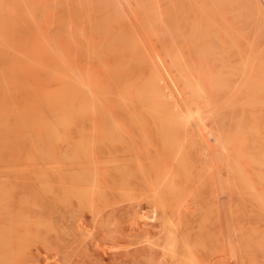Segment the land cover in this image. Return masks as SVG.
<instances>
[{
    "label": "bare ground",
    "instance_id": "obj_1",
    "mask_svg": "<svg viewBox=\"0 0 264 264\" xmlns=\"http://www.w3.org/2000/svg\"><path fill=\"white\" fill-rule=\"evenodd\" d=\"M122 1L123 0H121V2ZM151 1L147 0L145 2V5H141V6L140 4L144 2L141 3L136 1V3L137 2L139 3V7H137L136 3L134 5L137 9V12H139L140 14V20L139 18L138 20L142 22L141 26L143 27V31L141 32H145L147 36L150 38V39L148 38L150 40L149 43H152V45L155 47L152 48L157 53V55L155 54L156 57H154L153 56L154 53L150 51L151 50L149 47L150 44L147 42L149 40L145 39L146 37H143V34H141V32L138 29L140 27L135 26L137 22L134 20V22H136L134 24V22L132 21L133 18L131 19L130 15H128L123 10V8L121 7V2H119V0H108V2L107 0H104V2L102 1V3L109 4V6L107 4L105 5L106 9L104 8V11H106L108 7H111L112 9L111 13L107 14L109 15L107 19L104 18L100 13L103 12V9L100 10L98 6L97 9L95 8V5L99 1H97V3L95 4L94 0H76L75 2L73 0H0V20H4V19L7 20L9 18H13L15 16L14 13L17 11L19 17H17V19L15 20L19 30L23 27V25H25V30L23 32L19 31L17 35L16 47H15V62L13 65L14 73L12 76L13 84H14V89H13L14 98H12L13 105L9 109H7L6 115L1 117L0 126L4 127L5 129L13 128L21 131H28V133L29 132L32 133L33 148L36 151L35 156L38 159L41 160L43 159V161H45L46 163L44 165L45 168L43 167V170H40V167L39 168L37 167L36 169H38L37 171L40 170L39 172H37V180L43 182V186L41 187L47 193L48 203L52 198V196H54L55 199L60 201L61 203L64 201L65 196H66L65 198L71 196V195L69 196L66 195V193L68 194V192L65 191L68 190L66 189L68 187V184L67 183L65 184L64 181L67 180L68 178H69L68 180H70L69 184L70 185L73 184L74 186L72 188H75L76 186V188L80 187L77 190L79 189L84 190L85 188L81 189L82 186L81 184H83L88 190V191L86 190L87 191L86 193L87 194L89 192L91 194L93 193L94 195L92 194L91 196L92 197L94 196L96 199H99L100 201V200H105V196H107V193L110 192L111 183L119 179L121 181V184L122 182L126 183L125 181H122L123 177L125 179H129L131 178L130 176H133V172L130 173L131 171H129V162H130L129 155H131L129 154L130 152L129 150L132 149V147H130L129 149V145L133 146L134 149H135L134 147L135 145L138 147L137 143L136 142L134 143L133 141L139 138L134 135L135 137L134 139L133 136L129 134L130 133L129 117L131 116V120L134 123L133 117L136 120L137 118L135 117L136 114L139 115V117L141 116V117L151 118L152 120L151 122L154 123V126L156 125L157 128H159L158 133L156 128V133H157L156 137L160 138L161 143L162 140L165 142L161 144L163 145L162 149H164V152H169V151L163 147L167 146L169 148L170 145L169 148L170 150L171 147H176L178 145L177 144L178 135L176 133H178L179 131V135H180V131H183L185 136V138L183 136L184 141L186 138L189 139V141L186 140L185 142L187 143L190 142L191 150L194 153V157L197 160V163L200 165V167L203 170L205 169V172H202L203 171L202 169H199V171L197 170V172H199L198 174H200L201 172L204 173L205 174L204 176H206L205 178L208 181L210 187L213 188L215 183L214 176L216 175V173L214 174L213 172L211 173L212 168L208 169L209 168L208 166L210 164H206L205 158L206 156H208L206 155L208 149L206 144H204V142L206 141L204 142L202 141L206 147H203L201 143V139L203 140L205 136L200 139L198 133L196 132L198 126L195 128V125H193V122H191L193 120L190 119V116H192L193 113L190 116L189 114H187L188 113L187 111L190 109V107H188L186 104L184 105L183 102V105L185 106L184 107L182 103H180L181 101L180 100L178 101L177 99L178 96L176 92H174V88L172 89L173 87L171 86L172 84L166 87L160 85L159 80L161 79V75L159 76V73L162 70L161 68L162 64L159 65L160 62H158L157 60L158 53L160 55L159 57H161V59L164 61L163 63L165 67L169 70L168 71L170 72L169 75H171L172 73L175 75V76L174 75L171 76H174L173 78L177 79L178 84L180 85L178 87L180 89L183 90L187 89L193 83L198 84V87L196 88V92L199 93L197 94L194 92L193 95H191L192 98H190L189 96L191 101L188 98L187 99L188 101L194 104L193 105L192 103L189 102L190 105L195 106L194 108L196 110L194 111L193 107L191 106L192 110L194 112H197L196 114H198L197 116H199L200 119H203L202 121H198V118H196L198 122L204 121L203 123H205L206 121H208V119H211L210 121L212 125V131L208 132L210 131L208 127L205 129H207L208 134L212 133L211 137L212 136L214 137L215 135L217 139L212 138V140L213 139L217 140L218 144L216 145L215 143L216 141H215L214 142L215 147H214L212 145L214 143H212L211 141V144L209 145H212L215 149L216 146H218L217 147L218 149L220 147L219 151L223 152L222 154L223 156L225 154H228L229 158H227L225 155L226 157L225 161L228 159L227 163H230L229 164L230 167L226 163L225 166L227 165L229 169L230 168L232 169H230L231 172H228L230 174H227L226 172L224 173H226L229 176L232 175L231 177H233L232 178L233 185L232 187H230L231 190L232 188L235 187L234 182H237L238 179H241V181L244 179L242 181L243 183L247 178L246 181L248 182L249 180L248 178H250L249 176L252 173V170H255V165L256 166H261L262 164L264 165V163H261V161H259L261 165H257V163H259L257 158L260 157L259 158L260 160L264 155L256 157L252 152H247V149L245 147L247 140L250 137L254 136L255 134L256 136H258L257 133L259 131L257 128L258 126L257 122L255 120H251L254 114L252 116L250 114L251 119L249 118L245 119L243 113L244 106H242L243 104L241 102L243 100L241 99V96H244V100L246 99L247 102H245L246 101L245 100L243 103L244 104L247 103V106L250 107L248 108V110H254V111H256V106L259 104L257 98L259 91V80H258V72H257L258 65H257V41H256V36L258 33V7H259L258 0H189V2L187 3L184 9L176 8L177 6H175V4H177V2L174 3L175 8H169L171 7V5L169 6L167 5L168 6V7L166 6L167 8L161 7L163 1L160 2L161 6H159L157 2L153 5H146V3L148 4ZM38 6L44 7V12L42 11L43 13L40 15L37 12ZM54 17H57L59 20L66 19L69 22H71L72 28L70 27L69 28L72 29V32L68 33L67 36L64 35L63 33H60L58 36L51 37L49 26H50V20L53 19ZM61 25H59V27ZM136 25L139 24L137 23ZM54 29L55 27L51 31L54 32ZM58 30L60 31V29H57L56 31ZM62 31L64 32V30ZM137 34H139V37H137ZM176 90L177 88L175 89V91ZM193 90L195 89H192V91ZM191 92H184V93H191ZM233 94L235 95L240 94V100L238 99L234 101L233 98L235 95ZM248 101L250 102L249 104ZM183 107L185 109L188 107L187 108L188 110L186 109L187 113L185 112V109H183ZM193 111L190 110L189 113L191 114V112ZM257 115L258 114H256V116ZM142 119L143 121L145 120L144 121L145 123L144 122L143 123L147 124L146 119L145 118ZM138 121H139L138 122L139 125L140 122L141 124H143L142 121H140V119ZM227 122H230L232 124L231 129H227L226 127ZM134 124L138 125L136 121ZM142 126L143 125H141V127ZM167 126L173 128L172 131L176 130V133H174L176 134L175 137H177L175 138L177 140L176 142L174 141L175 139H172L171 133L173 132H169L168 131L169 128L166 129V132L164 131L165 128H167ZM142 128H143L142 131L144 132L145 131L144 128L146 127L143 126ZM142 131L138 133L141 134V138L145 137L144 138L145 140L142 139V141H145L144 142L145 144L148 143L149 146L148 145L146 146L143 142L141 145L142 146L145 145L146 147H148L147 149L153 148L150 147L151 146L150 142L146 140L147 139L146 131L145 133H143ZM142 134H145L143 135L144 137H142ZM158 134L159 136H157ZM147 137H149V135ZM211 137H208V139ZM129 138L130 141L133 139V141L131 142L135 145L129 144ZM208 139L206 137L205 140L208 141ZM180 140L179 142H181L182 144V142L184 141H180ZM263 141L264 140H262V142ZM174 142H175V146H172ZM208 143H210V141ZM212 146L210 147L212 148ZM64 147H66L65 151L63 150ZM147 149L144 150L148 153H151L147 151ZM172 149L173 150L170 151L171 153L174 151V148ZM215 149L213 151L217 152L218 150ZM139 150L140 151L138 152L137 149V153L139 154L143 153L141 152V148ZM151 150H154L153 152L157 153V148H153ZM181 150H183V148L180 149V151L175 150L174 152L175 154H177L178 153L177 151L181 152ZM225 150L227 153H225ZM187 151H190V149ZM187 151L186 153L188 154ZM186 153H184L186 156L183 155L182 152L180 153L181 155L184 156L185 160L186 158H189ZM214 155H216V153H214ZM149 156L150 154H148V156L146 155V157L150 160ZM157 156L159 155L157 154ZM157 156L154 154L153 157H157ZM177 156L175 155L172 156V158L174 157V159L177 158L179 160V161L175 160L176 162H180V160L181 161L183 160L182 159L183 157L180 159ZM146 157L139 155V159L140 158L142 159V160L140 159V162L142 163V161H144L143 159ZM162 157L164 159L168 158L167 155L166 157L162 155L161 157L156 158L158 159L157 161L154 160L156 161V165H154L152 159L150 160V162L152 163L151 165H154L155 168L156 166H159L157 164L161 165V161L159 163L158 161L159 159L161 160ZM131 159L133 158L131 157ZM134 159H137V157L136 158L134 157ZM139 159L138 161L135 160V162L136 163L139 162ZM164 159L162 161H164ZM185 160H183V162H185ZM131 161L132 163L130 162V164H134V160ZM188 161H186L188 162L187 165H185L186 167L189 166V163H191L192 160L190 159ZM150 162H147V159H145L143 164L145 163L149 164ZM165 162H163L164 166H165ZM141 163L140 165H142ZM192 164L193 163H191V166H189L188 168H184L185 167L184 165H182L184 166L183 168L179 164L177 165L178 168L180 166L181 169L183 170L188 169L187 171L184 170L183 174L184 172L185 174L188 173L187 175L189 181L192 177V176L189 177L190 175H192V172L191 171H190L191 173L189 172V168L193 166ZM151 165L149 164V166ZM240 165H243V168L240 167ZM143 167L145 169L146 165ZM154 167L153 169H155ZM214 167L216 168L217 166ZM221 167L223 168L222 165ZM151 168L152 166L148 167L149 173L151 172ZM157 168L160 169V170L158 169L160 172L161 168L160 167ZM157 168L154 170L156 172H153V169L152 172L157 174L162 173L164 177H165L164 174L167 173L168 175L169 173L171 174V172L174 171V167H172L173 168L172 171H171L172 168L169 169L170 167H167L165 169H168L170 172L167 171L166 173L164 172L159 173L157 171ZM148 169L146 168L145 170L147 171ZM165 169L164 171H166ZM241 169H243V171ZM14 171H16V168L14 169ZM17 171H19V169ZM140 171L138 169L136 172L139 173ZM146 171H144L143 174L139 173L140 176L144 175ZM220 172L219 174H221ZM173 173L174 174L171 175H174L176 177L174 179V177L170 176L169 174L170 177L168 178H170L169 179L170 181H167L168 182L167 185H171L170 182L172 178L175 181L177 180L176 179L177 170L176 173L175 172ZM147 174L148 173H146V177L144 178L145 181L143 180L144 182H146L148 176ZM185 174L184 176H186ZM242 174H245L246 178L244 177L245 175ZM151 175L152 173L150 174V178ZM200 175L198 176V178L196 176V178L199 179ZM156 176L157 175H155L154 177L156 178ZM257 176L260 178V179L257 178V180L259 179L260 182H262V178L259 176V173L255 177ZM157 177L159 180V182L157 181V183L159 184L161 182L158 187L161 188L160 186L163 182L162 181L163 178H160L159 176ZM221 177H223V175H221ZM226 177L229 178L228 176ZM182 178L183 177L178 179H180L181 181ZM186 178L187 176L185 177V179ZM77 179L80 180L78 181L79 183L81 182V184H78L77 183L78 181L76 182ZM164 179L166 181V178ZM224 179H225V175L223 177V184L225 183L227 184L228 182L225 181L226 180L228 181L229 179H225V181ZM150 180L152 179H147V181L149 182ZM200 180H202L201 177L197 182L198 184L199 182H201ZM173 181L172 184H174ZM202 182H201L202 184L201 183L200 184L204 187L205 185L204 181ZM245 182H244V186L247 185L246 186L247 188L249 189L251 188L250 189L251 193L254 192L253 189L254 186L253 185H252L253 187L248 186L253 183L248 182L247 184ZM62 183L65 185H62ZM153 183L156 184V181L155 182L153 181ZM166 183L164 184L166 185ZM127 184H129V182ZM127 184H125L123 187L127 186ZM158 184L153 185V187L158 189V187H156ZM230 184L231 183L229 182L228 185L230 186ZM196 185L192 192H194V190L197 189ZM145 186L149 187V184L148 186L147 184H145ZM177 186L179 188L180 185ZM186 187L187 186L182 187L185 195L189 194L187 192L191 191L190 190L185 192L184 188ZM68 188H70L71 191L73 190L72 192H75V190L72 189L71 186ZM120 188L122 189V185L120 186ZM151 188H149V190ZM163 188L165 189L166 187L164 186ZM127 189L129 188H125V192ZM167 189H169V187L166 188V190ZM200 189L203 190L201 186L199 190ZM226 189L224 188L225 190L224 193L226 192L227 194ZM131 190L134 191L135 188L132 187ZM177 190L178 189H176V191ZM199 190H195L196 191L194 192L195 194L192 193L193 195L192 198L190 199H194L193 196L194 195L196 196L197 191L199 193ZM63 191L65 192L62 195ZM72 192L71 194H73ZM128 192L126 193L127 196L131 193V191L129 192V194ZM165 192L163 191L162 193ZM173 192L176 193L175 191ZM173 192H171L170 190V193L169 191L165 193V195L171 194L169 198L167 196V199H164L165 204L166 202L169 204L170 201L174 199L175 196H173L174 195ZM79 193H81V191ZM79 193L77 194V197H79L78 199H80L81 198L80 196L83 195L82 193L79 195ZM152 193L154 194V192ZM184 193L176 195L175 197L176 200L174 199V201L178 200L177 196L182 198V195L184 196V198L189 199V197L187 196L185 197ZM95 194L96 196L99 195V197H96ZM176 194H178V192ZM126 195L124 196V198H127ZM201 195L203 194L201 193ZM252 195L253 194H251L250 196ZM262 195L258 194V196L261 197L259 198L258 201L257 200L254 201V203L258 202L260 207L264 206L262 205L264 204V200H263L264 195L263 198ZM111 196H113V194ZM210 196L212 198L213 194H211ZM258 196L254 198H258ZM92 197H91V201L89 202L91 204L93 203ZM101 197L102 199H100ZM203 197L205 198L204 195ZM215 197L218 199L216 195ZM226 197H228V194ZM203 199L202 196H200L199 201L200 200L202 201ZM217 199H214L213 204L215 203L216 206L215 208H217L216 214L219 213L221 214V212H219L221 208L219 206L220 204H218V201H215ZM152 200L154 201L153 197ZM181 200L183 201V199ZM196 200H194L195 204L198 201ZM206 200L207 199H205L204 202L205 204H207L206 206H208L209 204L207 203ZM220 200L223 201V199ZM87 201L84 200V203H86ZM99 201L98 203L102 202ZM116 201L117 200H115L113 203H115ZM128 201L130 200L129 199L127 200L126 203L127 205H128ZM139 201H141V199ZM190 201L191 200H188V203H191L193 200L191 202ZM210 201L212 200L210 199ZM226 201L229 200L227 199ZM259 201H261L262 203ZM171 202L174 203L173 201ZM139 203L141 202H138V204L136 203L137 206L140 205ZM186 203L187 202L185 203L181 202L182 206L187 205ZM63 204H67L66 201ZM147 204L148 203L146 202L145 203L146 207ZM179 204L176 203V205L180 206ZM113 205L111 207H113ZM121 205L123 206V203ZM150 205L148 206L150 211L147 212L148 215L149 213L151 214L150 209L152 207H150ZM204 205H201V207H203ZM226 205L229 206V204ZM82 206H84L83 202H82ZM91 206H93L94 208L97 207V206L95 207L94 204H92ZM119 206L116 205L115 207L117 208ZM182 206L181 208L184 209L185 206L184 207ZM138 207L139 209H141V205ZM138 207L135 206V208L133 209L134 210L136 208L138 209ZM146 207H144L143 209H146ZM156 207L154 208L157 209ZM171 207L173 210H176L177 214H179L178 211L180 207L177 208V206H175L177 209H175V207L173 208L172 205ZM89 208L91 211L90 215L92 213L94 214L92 208L91 207ZM228 208L229 210L230 209L235 210L234 208H230V206ZM127 209L125 211H128ZM160 209L158 212H162V213H164L166 210V209L163 210L164 211L163 212L161 211L162 209L161 210ZM209 209L211 208L209 207ZM93 210L97 211L96 209ZM134 210L132 211V213L138 211V210L135 211ZM192 210L194 209H191L190 212H192ZM204 210L206 212V209ZM229 210L227 213L231 215L232 211L230 210L231 212H229ZM152 211L154 212L155 215V212L157 210L155 211L152 209ZM169 211L167 213H169ZM205 212L202 213L205 214ZM208 212L210 213V211L209 210L207 211L208 214L207 216H209ZM167 213H165V215H167ZM171 213L173 214V211L169 213V216L171 215L173 217ZM135 214H137V212ZM174 214L177 216L175 211ZM180 214L178 216H180ZM140 215L141 214H139V216ZM141 216L142 219H144L143 218L144 215ZM151 216L156 219L155 217L156 215L153 216V213ZM181 216L180 218L182 219L183 216L182 217ZM204 216L201 217L203 218ZM213 216L214 213H212L211 217ZM163 217L162 219L165 218ZM232 217L233 215L230 216L229 220H231ZM138 218L141 217H137V219ZM208 218L209 220L207 219V221L209 223L210 216ZM152 220L153 219H151V222H153ZM215 220L216 222L220 223V221H217V218H214V221ZM220 220L222 221V219ZM145 221L146 220L142 222ZM176 222L173 221V223ZM179 222L180 221H178V223ZM184 222L187 223L185 219ZM170 223L168 221L167 224L169 225ZM181 223H183L182 220L179 225H181ZM191 223L189 222L186 225L188 226V224L190 225ZM239 223L240 222H238V224ZM222 224L224 225L225 223L222 222ZM165 225L166 223L164 224V227H166ZM187 226H184L183 224L180 227H176V228L190 227ZM157 227H161V226L158 225ZM231 229H233V227ZM263 230L261 231L263 236L261 235L259 236L261 237L262 241L260 242L262 243H264ZM259 231L257 233H259ZM243 232L241 231L240 233ZM248 232L253 233L254 231H252L251 229V231ZM238 236H241L240 239L242 238V234L241 235L238 234ZM248 236L249 238H251L250 235L244 236L245 239L242 238L243 242H246L245 241L246 239L247 241L252 242L251 239L246 238ZM256 239L255 241H259L258 239L257 240Z\"/></svg>",
    "mask_w": 264,
    "mask_h": 264
},
{
    "label": "rangeland",
    "instance_id": "obj_2",
    "mask_svg": "<svg viewBox=\"0 0 264 264\" xmlns=\"http://www.w3.org/2000/svg\"><path fill=\"white\" fill-rule=\"evenodd\" d=\"M73 1L75 2L76 0H73ZM94 1H95V4L97 3V1L100 2V3L99 2L97 3L98 5L97 4L95 5V8L97 9L99 7L100 10L103 9V12H100V13L104 18L107 19L109 17V15H107V14L111 13V10H112L111 7H108L109 9L107 8V10L104 11V8L106 9L105 5L107 3L106 4L102 3V1L104 2V0H102V1L94 0ZM123 1H124V3H123ZM123 1L121 2V0H119V2H121V7L123 8V10L128 15H130L131 19L133 18V20H132L133 22L135 20L139 24V25H136L137 23L134 22V24L136 23L135 26H138L142 29L141 30L140 28H138L139 31L140 32L143 31V27L141 26L142 22L139 21L140 20V14H139V12H137V9H136L134 4L136 3V1H138L141 3L144 2V3L140 4V6L145 5V2L147 0H129V1L126 0L127 2L125 0H123ZM149 1H151V0H149ZM171 1H172V3H171ZM107 2H108V0H107ZM138 2L136 3L137 7H139ZM156 2L159 4V6L162 5L161 7H165V8H167L169 5H171V7H169V8H175L174 3L177 2V4H175V6H177L176 8H180V9L183 8L184 9L186 7L187 3L189 2V0H178V1H176V0H167V1L152 0L148 4L146 3V5H153ZM160 2H162L161 5H160ZM127 3H129V4H127ZM107 5L109 6V4H107ZM122 5H124L125 7ZM258 5H259V7H258V33L256 36V41H257V65H258L257 72H258V80H259V91H258L257 98H258L259 104L256 106V111L248 110V108H250V107L247 106V103L246 104L243 103L246 99L244 100V96H241V99H243L241 102L243 104L242 106H244L243 113H244L245 119H247V118L251 119V116L254 114V116L252 117L251 120H255L257 122V125H258L257 126L258 131H259L257 133L258 136H256V134H255L254 136L250 137L247 140V143L245 144L247 152H252L256 157L264 155V141L262 142V140H264V127H263L264 126V124H263L264 123V76H263L264 75V0H258ZM42 11L44 12V7L38 6L37 12L39 15L43 13ZM14 15L15 16L13 18H9L7 20L6 19L0 20V119H1V117L6 115L7 109L12 107V105H13V99L12 98H14V95H13L14 94L13 93L14 84H13V77L12 76L14 73L13 65L15 62V47H16L17 35H18L19 31L23 32L25 30V25H23L24 28L22 27L19 30L18 25L16 24L15 19H17V17H19L17 11L14 13ZM138 18H139V20H138ZM59 25H61V26L59 27ZM53 26L55 27L54 32L51 31L54 28ZM69 27L72 28L71 22H69L66 19L59 20L57 17H54L53 19L50 20V26H49V31L51 32L50 36L55 37V36H58L60 33H63L64 35L67 36L68 33L72 32V29H70ZM56 28L60 29V31L59 30L56 31L57 30ZM62 30H64V32ZM141 34H143V37H146L145 39H147V40L150 39L145 32H141ZM137 37H139V34H137ZM147 40H145V41H147ZM147 42L149 43L150 40ZM149 44L148 45L151 49L150 51H152V53H154L153 56L156 57L157 53L153 49L155 47L152 45V43H149ZM1 45H2V47H1ZM159 56L160 55L158 53V57H157L158 59L157 60H158V62H160L159 65L162 64V66H163L164 61ZM162 66H161L162 70L159 73V76L161 75V79L159 80L160 85L163 87H166V86H169L172 84L171 85V86H173L172 89L174 88V92H176L177 96L180 98L179 99L176 96L178 101L180 100L181 101L180 103H182V105L184 102V105L186 104L188 107H190L189 110L187 109L188 107L186 108L188 110L187 111L184 108L185 106L183 105L184 106L183 109H185V112L186 111L188 112V113L187 112L186 113L189 114V116L192 115V113H193V115L190 116V119L193 120L191 122H193V125H195V128L197 126L199 127V128L197 127V131H196V129H195V131L198 133L200 139L205 136V138H203V140L201 139V143H202L203 147L207 146V149L209 150V151L207 150V152H206V155H208L209 157L206 156L205 159H206V164H210L209 166L207 165L209 167L208 169L212 168L211 173L212 172H213V174L216 173V175H215L216 177L213 175L214 180H215L214 181L215 187L214 186H213V188L210 187L208 181L205 178L206 176H204L205 174L202 173V172H205V169L203 170L200 167V165L197 163V160L194 157V153L191 150L190 142H188L189 144L187 142H185L186 140L189 141V139L186 138L184 141L185 136H184L183 131H180V135H181L180 136L178 130H177L178 133H176V130L172 131L173 128H171L169 126H167V128H165V130H164L165 132H166V129H168V128H169L168 129L169 132H173V133H171L172 139H175L178 137V139H177L178 142L180 139H181L180 141H184V142H182V144H181V142H179V143L177 142V144H178L177 146L179 149L176 146V147H171V149L169 150L170 145H169V148L164 145L165 147H163V148H166L169 151V152H164V149H162L163 145H161L164 141L162 140V143H161L160 138L156 137V134L158 133L159 128H157L156 125L154 126V123L151 122L152 121L151 118L141 117V116L139 117V115L136 114L135 117H137L138 120L140 119V121H142V123H143L145 120L143 121L142 118H145L147 124H144L145 122L143 124H141V122H140V125H139V123H138L139 121L137 120V118L135 120V118L133 117L134 123L136 121L138 124V125H136L132 122L131 116L129 117V132H130L129 134L132 135L134 139H135L134 135L139 138V139H136L135 141H133V139L131 140L134 143L136 142L138 147L135 144H133L129 138V144L135 145L134 146L135 149L133 148V146L129 145V149H130V147H132V149L129 150L130 151L129 154H131V155H129V160L131 163H132L131 160H134V164H130V162H129V171H131L130 173L133 172V176H130L131 178H129V179H125L123 177L122 181H125L126 183L122 182V184H121L120 179L111 183L110 192L107 193V196H105V200H100V201H99V199H96L94 196H93L94 197V199H93V197L91 196L93 193L91 194L89 192L88 193L89 195L86 193L88 190L86 189V187L83 184H81V182L79 183L80 178L77 179L76 182L79 180L77 183L81 184L83 186V187L81 186V189L85 188L84 189L85 191L80 190V189L77 190L80 187L76 188V186H75L76 189L72 188L74 186H73V184H71V185L69 184L70 180H68L69 179L68 178L67 180L64 181V183L65 184L67 183L68 187L71 186V188L74 189L75 192H72L73 190L71 191L70 188L67 187L66 189H68V190H65V191H67L68 194L66 193V195H68V196L71 195V196H69L67 198H65L66 196L65 197L63 196L64 201L62 200L63 201L62 203L60 201L56 200L54 196H52V198L50 199V201L48 203L47 193L41 187V186H43V182L42 181L40 182L39 180H37V172H39L40 170H43V167L45 168L44 165L46 163H45V161H43V159L42 160L38 159L35 156L36 151L33 148L32 133L29 132L30 133V135H29L28 131H21V130H17V129H13V128L5 129L4 127L0 126V264H264V243L260 242L262 240H261V237H259L260 235L263 236L261 231L264 229V209H263L264 206L260 207L258 202H257L258 204L254 203V201H256V200L258 201L259 198L261 197V196L259 197L258 194L264 195V182H263L264 181V175H262V174H264V165L263 164L261 165V163H264V156H262V159H260V160H259L260 157L257 158L258 162L261 161V163L259 162V163H257V165H261V166L255 165V170H252V173L249 176L250 178H248L249 179L248 182L253 183V184L248 185V186L253 185L254 186V188H253L254 192L251 193V190H250L251 188L250 189L247 188L246 187L247 185L244 186V182L247 179L245 174H242V175H245L244 176L246 178L245 181L242 183V181L244 179L242 181H241V179H238L237 182H234L235 187L232 188V190H231L230 187H232V185H233V183H232L233 177H231L232 175L229 176L227 174H230L228 172H231L230 169H232V168L229 169L230 163H227L228 159L225 161L226 157L229 158L228 154H225V153H227L225 150L224 154L226 155V157H225V155L223 156L222 155L223 152L219 151L220 147L218 149L217 148L218 146H216V149L219 152L213 151L215 149L214 148L215 143H216V145L218 143H217V140H214V139L212 140V138L217 139L215 137L214 133H213L214 137L213 136L211 137L212 133L208 134V132L212 131V125H211V121H210L211 119H208V121H206L207 123L206 122L203 123L204 121L198 122V121H202L203 119H200L199 116H197L198 115V114H196L197 112H194L196 110L194 108L195 106H193L194 104L192 102H190L191 101L190 98H192L191 95H193L194 92L197 94L199 93V92H196V88L198 87V84L193 83L187 89H184V90L180 89L178 87L180 85L178 84L177 79L173 78L175 75L173 73L171 75H174V76L169 75L170 74V72H168L169 70L165 67V65L163 67ZM169 78L171 79V81ZM174 84H175V86H174ZM176 88H177V90L175 91ZM192 89H195V90L192 91ZM184 92H191V93H184ZM178 93H179V95H178ZM233 95H235V94H233ZM183 96H186V97H183ZM189 96H190V98H189ZM187 98L190 101H188ZM234 98H233L234 101H236L238 99L240 100V94H236L234 96ZM181 99L182 100L184 99V100L182 101ZM218 99H220V98H218ZM185 101H187L188 104ZM189 102L192 103L193 105H190ZM245 102H247V100ZM249 103L250 102L248 101V104ZM239 105H240V103H239ZM191 106L193 107L194 111L192 110ZM190 110L193 111V112H191V114L189 113ZM252 111H254V112H252ZM250 114H251V116H250ZM256 114H258V115L256 116ZM132 116H134V115H132ZM196 118H198V121ZM199 123H201V124H199ZM141 125L146 127V128H144L146 131V135L147 136L149 135V137L146 136V138H147L146 140L150 142V145H151L150 147L157 148V153L153 152L155 149L151 150L153 148L147 149L148 147H146V146L147 145L149 146V144L147 142H146L147 144H145L144 143L145 141H142V139L145 140L144 139L145 137L143 136L145 134H142V137H144V138H141V134L138 133V132L142 131V129H143L142 128L143 126L141 127ZM208 125H210V126H208ZM136 127H137V129H136ZM207 127H208V129H210V131H208V132H207V129H205ZM226 127H227V129H231L232 124L230 122H227ZM156 128H157V133H156ZM199 129H200V131H199ZM204 129L207 133L204 131ZM145 131L144 132L142 131V132L145 133ZM174 133H176L178 136L175 137L176 134H174ZM173 134H174V136H173ZM157 136H159V134ZM183 136H184V138H183ZM206 137H207V139H208V137H211V138H209L207 141V140H205ZM177 140L175 139L174 141L176 142ZM202 141L203 142L206 141V142H204V144H206V146L203 144ZM209 141H210V143H208ZM211 141H212V143H214L216 141L214 144H212L214 147L212 145H209V144H211ZM142 142L146 146L145 145L142 146L141 145ZM175 142L172 146H175ZM185 143H187L188 146ZM181 145H183V146H181ZM179 146H181V147H179ZM184 146H185V149H184ZM210 146H212V148ZM65 148L66 147H64V149H63L64 151L66 150ZM140 148H141V152H143L141 154L137 153V149L139 152ZM172 148H174V151L175 150L180 151V149L183 148V150H181L183 155H185L184 153H186V151L190 149V151H187L188 154L186 153L189 158H186V160H185L184 156L181 155L180 154L181 152H179V151H177L179 154L178 153L175 154L174 151L171 153L170 151L173 150ZM144 149H147V151H149L151 153L146 152ZM210 149H211V152H210ZM162 150L164 153L162 152ZM205 150H206V148H205ZM208 152H209V154H208ZM165 153H168V154H165ZM211 153L213 154V156ZM214 153H216L217 156L214 155ZM138 154L143 156V157H146V155L148 156V154H150V156H149L150 160L153 159L152 161L154 162V165H156V161L158 160L156 158L161 157L162 155H164V157H166V155H167L168 158L164 159L162 157L161 160L159 159L158 163L161 161V165L157 164L159 166H156V168L157 167L161 168L163 165L164 168L162 167L160 172L166 173L169 170L165 169V168L170 167L169 169H171L172 167H174V171H172L173 168L171 169V171H172L171 174H174L173 172L176 173V170H177V178H176L177 180L176 181L174 180L176 176L171 175L169 173L170 172L169 171L168 173L170 174V176L174 177V179L173 178L171 179V182H170L171 185H167L168 184L167 181H170L169 180L170 178H168V177H170L169 174L168 175H167V173L164 174L165 175V177H164L162 175V173L159 172V170H160L159 168H157V171L161 174L162 177L160 176V174L153 173V172H156V171H154L156 168L154 167V165H151L152 163L146 157L143 160L145 161V159H147V162H150L149 164L152 166L151 172L149 173L150 168L148 169V167H151V166H149L148 163L143 164L144 161H142V163H141L140 162L141 158L139 159ZM154 154L156 156L158 154L159 156L153 157ZM173 154L175 156L179 155L177 157L180 159L183 157L182 159L185 160V162H183V160L182 161L180 160V162H176L175 160H178V159L177 158L174 159V157L172 158V156H174ZM210 155H211V157H210ZM131 157L133 159H131ZM134 157L135 158L137 157V159H134ZM169 157H170V159H169ZM207 157L209 158V160ZM216 157H217V159H216ZM218 158H219V161L222 160V158H223V160L219 162ZM138 159H139V162L143 166L146 165L145 169L147 168L148 169L147 171L144 169V167L142 165H140L139 162H137V163L135 162V160L138 161ZM163 159H164V161H162ZM190 159L192 160L191 163H193L192 164L193 168L192 167L189 168V172L190 171L192 172V175H190L191 172L189 173V175H190L189 177L192 176L193 178L191 177L192 180L190 179V181H189L188 175H187L188 173L186 172L187 174H185V172H184V174L187 176L186 179H185L186 176H184V174H183V171L184 170L187 171L188 169L183 170V169H181L180 166L187 165V163L189 162L188 160H190ZM210 159H212V160H210ZM154 160H156V161H154ZM173 161H175V162H173ZM186 161H188V162H186ZM163 162H165V166H167V167L164 166ZM212 162H213V164H212ZM138 163H139V166H138ZM176 163H178L180 165L179 166L180 171H179V168L177 167L178 164H176ZM181 163H183V164H181ZM191 163H189V166H191ZM225 163L229 167L227 165L225 166ZM41 165H43V166H41ZM221 165L223 166V168L221 167ZM184 166H182V168ZM189 166H187V167L185 166L184 168H188ZM214 166H217L216 168H218V169H216ZM37 167L38 168L40 167L39 171H37L38 170V169H36ZM153 167L155 169H153ZM240 167L243 168V165H240ZM259 167L260 168L262 167V168L260 169ZM15 168H16V171H14ZM17 168L19 169V171H17L18 170ZM25 168H27V169H25ZM137 168L139 169V171L141 170L139 172L140 174H143L144 171H146L145 174L142 175L143 177L140 176V174L136 172L138 170ZM226 168L228 171L226 170ZM30 169H33V170H30ZM152 169H153V172H152ZM164 169L166 171H164ZM199 169L203 170V171L201 170L202 172L200 171L202 173V174L200 173L201 175L198 174L199 172H197V170L199 171ZM213 170H215V171H213ZM220 170H221V172H220ZM241 170L243 171V169H241ZM208 171H210V170H208ZM219 172L221 174H219ZM224 172H226L227 174ZM146 173H148L147 179H152V180H150V182L147 181V179H146V182H144L145 181L144 178L146 177ZM151 173H152V175L150 178ZM181 173H182V175H181ZM256 173L257 174L259 173V176L262 178V182H260V180H259L260 178L258 176L255 177L257 175ZM154 174L159 176L160 178H163V180L161 179L163 181L162 184L166 188L169 187V189H167V190H166V188L164 189L163 188L164 186L162 184L160 186L161 188H159L158 186L161 182L159 184L157 183V181L159 182V180H158L157 176H156V178L154 177L155 176ZM180 175H181V177H183L181 181H180V179H178V178H181ZM199 175L202 179L200 181L201 182L204 181V184H205L204 187L201 185L203 182L202 183L199 182V184L197 183L200 179V177H199V179H197ZM221 175H223V177L225 175V179L230 180V181L229 180L225 181V179H224L225 182L231 183L230 186L228 185V183L223 184V177H221ZM196 176H197V178H196ZM226 176H228L229 178H227ZM164 178H166V181ZM241 178H242V176H241ZM257 178H259L258 179L259 181L257 180ZM131 179H133V180H131ZM136 180H138L139 182ZM184 180H186V181H184ZM153 181L154 182L156 181V184H158L156 186V187H158V189L153 187V185H156L155 183H153ZM172 181L174 184H172ZM187 181H188V183H187ZM128 182H129V184H127ZM248 182L246 181L245 183L248 184ZM72 183H74V182H72ZM164 183H166V185ZM65 184L62 183V185H65ZM125 184H127L128 187L127 186L123 187ZM145 184H147V186L149 184V187H146ZM74 185H76V184H74ZM121 185H122V189L120 188ZM177 185H180L181 187L179 186V188H178ZM195 185L197 188L195 190H199L200 186L203 188V190L200 189L199 193L197 191V195L193 196L194 199H190V198H192V195L195 194L194 192H196L195 190H194V192H192ZM259 185H260V187H259ZM129 186L131 188L132 187L135 188V190L132 191ZM173 186H174V188H176L178 190L176 191V189H174ZM183 186H187L186 188H184L185 192L191 190L190 191L191 193L187 192L189 194L185 195V193L183 192V188H182ZM191 187H192V189H191ZM218 187H219V189H218ZM223 187L225 189L226 188L228 189V190L226 189L228 197H226L227 194H226V192L224 193L225 190ZM113 188H116V189H113ZM125 188H129V189H127L125 192ZM149 188H151V189L149 190ZM180 188H182V189H180ZM118 189H119V191H118ZM161 189H163V190H161ZM172 189L176 193L178 192V194L174 193L172 191ZM128 190H129V192L131 191L130 194H129ZM170 190H171V192H173V194H174L173 196H175V197H176V195L184 193L185 197L187 196V197H189V199L184 198L183 195H182V198L177 196V199L179 200V201L177 200L178 202L174 201V199H175V197H174V199L172 198L173 200L170 199L174 203H172L170 201V203H172V204L169 203L170 204L169 205L167 202L165 204L164 199H167V196L169 198V196L171 195V194L165 195V193H167L168 191L170 193ZM229 190H231V191H229ZM65 191H63L62 195L64 194ZM78 191L79 192L81 191V193L83 194L80 196L81 198H83V199L80 198L81 200L78 199L79 197H77V194L79 193ZM163 191L164 192L167 191V192L162 193ZM71 192L73 194H71ZM127 192L129 194L128 196L126 195ZM152 192H154V194ZM81 193H79V195ZM148 193L150 196L148 195ZM201 193L205 196V198L203 197V195H201ZM216 193H218V194H216ZM248 193L250 195L253 194L254 196L252 195L253 196L252 197ZM112 194H113V196H111ZM211 194H213L214 197L212 196V198H211V196H210ZM62 195H60V196H62ZM125 195L127 196V198H124ZM159 195H160V198H159ZM215 195L218 197L219 200L215 197ZM263 195H262V198H263ZM95 196H96V194H95ZM200 196H202V199L204 198L202 201L201 200L199 201ZM256 196H258V198H254ZM91 197H92V202H93L92 204H94L95 207L97 206L96 208L91 206L92 204L89 203L91 201ZM96 197H99V195H97ZM144 197H145V199H144ZM152 197L154 198V201L152 200ZM196 198L198 201L196 200ZM213 198L217 199L215 201H218V204H220L219 206L221 208H220L219 212H221V214L220 213L216 214L217 208H215L216 207L215 203L213 204V201H214ZM226 198L230 202L226 201L227 200ZM100 199H102V197ZM128 199L130 201H128V205H127L126 203H127ZM138 199L139 200L141 199V201H139ZM181 199H183V201ZM205 199H207L206 201L209 204L208 206H206L207 204H205V202H204ZM210 199L212 201H210ZM220 199H223L224 202ZM224 199H226V200H224ZM84 200H86V201L88 200L86 202L87 204L84 203ZM115 200H117V201L115 203H113ZM144 200H145V203L146 202L148 203L147 207L144 203ZM155 200H158V201H155ZM188 200H191V201L193 200V201L192 202L190 201L191 203H188ZM194 200L197 201L196 204L194 203L195 202ZM65 201L67 204L68 203L69 204L68 205L63 204ZM98 201L99 202L102 201V202L98 203ZM160 201H161V203H160ZM167 201H169V200H167ZM180 201L182 203L187 202L186 203L187 205L182 206ZM82 202H83L84 206H82ZM107 202H108V204H107ZM138 202H141V203H139L141 205V209H139V207H138L140 205L137 206ZM155 202H156V204H155ZM259 202H261V201H259ZM112 203L115 205H113ZM120 203L121 204L123 203V206ZM176 203H178V204L180 203L179 204L180 206L176 205ZM221 203L224 204L225 206L222 205ZM142 204H144L145 206ZM150 204H152V205H150ZM161 204H162V206H161ZM226 204H229L230 208H234V206L236 205L234 208L235 210L230 209L232 211L231 215L227 213L229 210V208H228L229 206ZM63 205H66V206H63ZM112 205H113V207H111ZM116 205L117 206L121 205V206L116 208L115 207ZM149 205L152 208L150 209L151 214L149 213V215H148L147 212H150L149 207H148ZM156 205H157V207H156ZM171 205L173 206V208L175 206H177V208L180 207V209L178 211L179 214L181 213L180 216L182 215L183 218L187 221V223H189V222L191 223V221H192V223H191L192 225L190 224L191 226L188 224V226H190V227H188L186 225L187 223L184 222L183 218L181 219L180 216H178L179 214H177L176 210L172 209ZM188 205L190 206L191 209H194V210H192V212H190L191 209L189 208ZM201 205H204L203 206L204 208L201 207ZM262 205H264V204H262ZM135 206L138 207V209L137 208L135 209L138 211H135L133 209V208H135ZM143 206L146 207V209H143L144 208ZM153 206L156 207L157 209H155ZM181 206L182 207L185 206V208L183 209V208H181ZM219 206H217V207H219ZM89 207H91L92 211H94V214L93 213H92L93 215L91 214L92 216L90 215L91 211H90ZM124 207L126 209L128 208L127 209L128 211H125L126 209ZM160 207L162 210L160 209ZM209 207L211 209H209ZM213 207H214V209H213ZM97 208H99V209H97ZM177 208L175 207V209H177ZM196 208H197V210H196ZM93 209H96L97 211H95ZM132 209L135 211L134 213H132V211H133ZM142 209H143V211H142ZM152 209L155 211L157 210L156 211L157 213L155 212L156 216L154 215V212L152 211ZM159 209L161 211H163L165 209L166 210H165V212L163 211L164 213H162V212H158ZM167 209H168V211L171 209L169 211V213L173 211V214L171 213L173 215V217L171 215H170L171 217L169 216V213H167L168 212ZM185 209L187 210V212ZM204 209H206V212ZM99 210H100V212H99ZM200 210L202 212H205L206 215L204 213H202ZM208 210L210 211V213L208 212L209 216H210L209 223L207 221V219L209 220V218H208L209 216H207ZM230 210H229V212H231ZM174 211L177 214V216L174 214ZM136 212H137V214H135ZM223 212H224V215H223ZM144 213H146L149 218ZM152 213H153V216L156 217V219L151 216ZM165 213H167V215H165ZM212 213H214L213 217H211ZM139 214L144 215L143 216L144 219H142V216L141 215L139 216ZM158 214H159V216H158ZM232 215H233V217L231 218V220H232L231 221L229 219H230V216H232ZM201 216H204V217L202 218ZM206 216H207V219H206ZM93 217H94L95 221L93 220ZM137 217H141V218L137 219ZM162 217L164 219H162ZM169 217H170V219H169ZM224 217H226V218H224ZM150 218L153 219L152 220L153 222H151ZM214 218H217V221H220V223L216 222V220L214 221ZM198 219H199V221H198ZM203 219H204V221H203ZM220 219H222V221ZM134 220H136V221H134ZM144 220H146V221L142 222ZM154 220H155V222H154ZM166 220H167V222H166ZM172 220L174 222H176V221L177 222L173 223ZM181 220L183 222V223H181V225L184 224V226H187L188 228H176V227L181 226V225H179ZM168 221H169V223L170 222H172V223H170L168 225L167 224ZM178 221H180V222L178 223ZM131 222H132V224H131ZM133 222H135L137 225ZM211 222H213V223H211ZM222 222L225 224L223 225ZM235 222L237 223V225ZM238 222H240V223L238 224ZM149 223H151L153 225H151ZM165 223H166V225H165L166 227H164ZM214 223L215 224L218 223V224L215 225ZM162 224H163V227H162ZM133 225H136V226H133ZM156 225L157 226L159 225L161 227H157ZM167 225H168V227H167ZM238 225H239V228H238ZM232 227H233V229H231ZM251 229H252V231H254L253 233L248 232V231H251ZM241 231L242 232L245 231V232L240 233ZM258 231L260 234L257 233ZM238 234H240V235L242 234V238H244V236L250 235L251 238H249V236L246 238L251 239L252 242L247 241V239L245 240L246 242H243V239L241 238L242 239L241 240L240 239L241 236H238ZM263 234H264V230H263ZM256 238L259 241H255ZM262 239H263V237H262ZM261 244H263V245H261Z\"/></svg>",
    "mask_w": 264,
    "mask_h": 264
}]
</instances>
